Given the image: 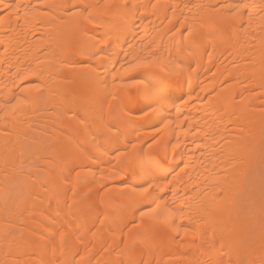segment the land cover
<instances>
[{
	"label": "bare ground",
	"instance_id": "1",
	"mask_svg": "<svg viewBox=\"0 0 264 264\" xmlns=\"http://www.w3.org/2000/svg\"><path fill=\"white\" fill-rule=\"evenodd\" d=\"M135 233L150 264L264 260V0H0V264Z\"/></svg>",
	"mask_w": 264,
	"mask_h": 264
},
{
	"label": "snow or ice",
	"instance_id": "2",
	"mask_svg": "<svg viewBox=\"0 0 264 264\" xmlns=\"http://www.w3.org/2000/svg\"><path fill=\"white\" fill-rule=\"evenodd\" d=\"M120 7L121 5L119 4H108V3H106L103 6L104 9H109V8L112 9L111 14H116L119 11ZM85 11H87V9H85ZM106 14L108 13H104L103 15H106ZM91 15L92 14L89 13V16ZM103 15L95 19V24L97 26L108 27L107 21L103 18ZM89 22H92V21L90 20ZM99 56L100 54L98 52H94L91 58L98 59ZM137 83H139V81H137ZM139 94L142 95L146 101H148L146 108L142 112V114L145 116H147L149 112H159L162 108H164V106L166 105L168 101L167 92L163 86L157 87V86H153L150 84L145 85V87L141 89ZM129 145L133 149L136 147V145L132 142H129ZM129 145H126L125 147L127 148ZM148 146L149 148L152 147L151 144H149ZM150 164H151V168L147 169L150 175L160 170V162L156 158L154 157L151 158ZM73 171H75V174L77 177L76 183H80L83 179L81 175V171L83 170L76 171L75 169H73ZM144 190L147 191V188H145ZM145 215H148V213H141V218L143 219ZM140 227L141 225H138L135 222H133L132 228L129 231L130 233H132L133 230L140 228ZM10 235L11 234L8 233L7 231L5 232V239L9 243V246L11 247L12 241H8V237ZM142 242L143 241L140 239V233H135L131 235L129 239L121 240V244L123 245V247L120 249V251L116 253L117 259L114 261V264H150L149 261H146L145 259H143L142 255H140L138 258L137 245ZM252 264H255V262H252ZM260 264H264V260H261Z\"/></svg>",
	"mask_w": 264,
	"mask_h": 264
}]
</instances>
